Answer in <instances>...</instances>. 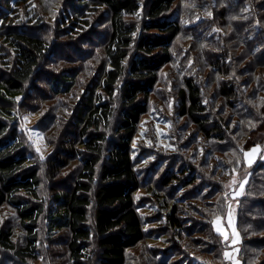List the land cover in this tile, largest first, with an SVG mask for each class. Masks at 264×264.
Listing matches in <instances>:
<instances>
[{"label":"trees","instance_id":"obj_1","mask_svg":"<svg viewBox=\"0 0 264 264\" xmlns=\"http://www.w3.org/2000/svg\"><path fill=\"white\" fill-rule=\"evenodd\" d=\"M27 1L0 0V209L8 205L15 210L26 236L25 245L20 246L13 239L12 227H1L0 249L22 261L36 258L38 229L46 219L47 230L60 237L57 245L66 252L68 263L125 264L128 251L149 231L137 200L138 192L146 189L143 205L155 207L157 203L165 210L161 235L170 242L162 252L153 247L154 256L147 257L151 264H172L171 259L178 264L182 254L177 239L183 230L190 237L195 233L204 236L199 245L207 244L202 248L208 251L200 255L216 253L224 264L223 253L229 244L215 231L214 221L228 213L230 183L215 169L209 172L206 165L190 162L188 172L193 168L196 173L187 179L183 177L186 172L182 177L164 172L169 170L166 159L148 170L139 168L141 163L134 155V140L160 71L172 61L173 47L182 35L181 24L168 20L179 0H37L35 8L32 3L25 7L31 18L22 26L19 8ZM248 3L252 21L241 27L253 26L262 39L255 40L258 48H249L245 41L238 57L249 61L246 73L238 71L240 76L257 68L264 70V12L261 16L259 12L264 11V0ZM141 9L144 21L129 18ZM247 38L249 35L244 40ZM210 61L213 71L231 76L233 71L223 68L220 61L213 57ZM259 90L256 87L247 94L232 83L218 89V98L239 118L237 133L247 136L240 148L243 155L237 160H243L239 174L247 166L246 152L261 148L244 195L236 200L242 264H256L262 255L257 264H264V100H260ZM178 97L181 118L208 139L226 144L232 118L220 114L214 119L196 81L185 79ZM23 111L39 113L38 124L53 147L45 171L52 182L48 207L37 201L41 171L29 164L22 141L7 123L16 122ZM218 158L226 167L233 166L221 155ZM175 183L180 189H193L192 199L197 203L213 200L206 206L209 209L197 213L203 218V230L198 226L187 229L191 222L181 216V205L175 199L180 190ZM147 216L146 221H155V215ZM190 244L193 248L196 243ZM58 255L63 259V253H55ZM147 258L143 263H149ZM198 263L214 264L199 256L192 260L187 254L180 257L179 264Z\"/></svg>","mask_w":264,"mask_h":264},{"label":"rangeland","instance_id":"obj_2","mask_svg":"<svg viewBox=\"0 0 264 264\" xmlns=\"http://www.w3.org/2000/svg\"><path fill=\"white\" fill-rule=\"evenodd\" d=\"M36 1L37 0H29L25 6L19 8V12L21 13V19L19 21L22 26H26L28 19L31 18V16L27 15L25 7H28V5L32 3L35 8ZM248 1L249 0L178 1L169 15L168 20L176 21L181 24L183 28L182 35L173 47L174 53L172 61L160 71L158 83L148 103V111L142 117L138 133L134 140V146L136 148L134 155L137 158V162L140 161L141 163V165L138 163L139 168L145 167L148 170L154 167L161 159H166L165 162L169 170H165L164 172L169 171L170 174L177 176H181L183 172H186L183 177L187 179L192 172L196 173L193 168H190L188 172V165H190V163L193 166L199 167L201 165H206L209 172L215 169L223 181H226L228 185L230 183L233 189L229 195L231 201H228V213L224 217L215 219L214 228L230 245L227 250L224 251L223 256L231 259L233 262L240 261L239 254L237 253V244L240 235L236 228V210L239 202H236V200L244 195L246 185L254 167L252 164L247 165L246 163L247 166L243 169L242 173L239 174L238 165L239 163H243V160H237L241 157V154L243 155V151L240 152V148L244 146L247 136H245L243 132L237 133L236 129L239 125V118L233 117V108L227 106L226 103H223L221 98H218V89L224 84L229 85V83H232L235 85L236 90L240 89L248 94L252 89L258 87L261 93L260 100H264V70L260 71V69L257 68L256 71L247 73L244 76L238 75L240 69H244L243 73L247 72L245 69H247L246 63H248L249 60L247 61L245 57H242V59L246 61L244 62L238 57L240 52L244 51L243 47L245 41L248 43L249 48H253L255 45L256 48H258V43L255 40L259 38L262 39V37L258 35L259 32L255 31L253 26H249L246 30L241 27L243 22L252 21V15L250 14L252 7ZM258 3L259 0H254V4ZM13 9H16V6H14ZM247 10L249 14L246 13ZM55 11L57 12V10ZM259 12L261 16L264 11L260 9ZM239 15L241 17H239ZM129 18L134 19L133 21H137V19L144 21L143 10L141 9L138 13ZM237 24L239 25L237 26ZM255 28H258V26ZM247 35H249V38L244 40ZM251 52L254 51L251 50ZM212 57L215 61H220L223 68H228L230 71H233L231 76L226 77L223 76L222 73L213 71L212 68L209 67ZM246 57L250 59L248 54ZM187 78L193 79L194 82L196 81L200 86L203 101L210 109V112L213 110L214 119H216V116H220V114L226 116L227 120L232 118L230 120L231 125L226 144L216 143L215 140L208 139L203 133L199 132L196 126L189 120L181 118L178 110L180 106L178 91L184 85V81ZM44 87L46 86L44 85ZM239 101L241 103L243 99ZM232 103L237 104L238 102L232 101ZM244 103L248 105L246 102ZM246 105L242 106L247 108ZM238 109L241 108L238 107ZM40 118L39 113L23 111L19 114L16 122L11 123L8 121L7 123L16 131L20 141H22L24 152L29 158V164L36 166L41 171V187L38 191L39 197L37 201L40 204L44 203L48 207L51 203L52 182L47 178V172L45 171L48 169L47 162L50 155L53 153V147L48 144L45 138V132L40 128V124H38ZM258 153H260V148H254L248 153L247 158L249 159V157H251L254 159ZM218 155H221L222 158H226L229 161L227 163L233 164V166L229 165L232 169L226 167L225 163L218 158ZM170 165H174L175 169ZM154 180L155 179H153V181ZM175 186L180 190L175 196V199L176 202L181 205V216H187L188 221L192 223V226H190L191 223H189L187 229L193 226L201 229V220L203 218L197 213L200 214L203 212V209H205L208 204H211L213 200L209 199L206 204L201 203V201L197 203V200L194 201L192 199L193 189L187 191L180 189L181 186L177 183H175ZM147 192L146 189L140 190L137 194V200L143 207L140 214L146 223L145 228L149 229V231L146 238L137 247L128 251L125 264H145L143 263L144 258L154 256V246L160 247L159 249L161 250L159 251L162 252L170 245V242H165L166 239H163L166 235H161L162 229H165L162 228L165 225V210L160 209L159 204H154V202L153 204L155 207H153V205L149 207L144 206L143 199ZM236 197L237 199H234ZM216 200L217 198L215 201ZM37 201L32 200V203H37ZM209 207L211 206L206 208L209 209ZM214 208L218 209V206H214ZM156 213H161V215ZM149 214L156 216L155 221H146L148 220L147 215ZM152 218L153 217H151V219ZM156 221L158 222L155 223ZM1 227H12L14 230L13 239L20 246L25 245V233L20 225L15 210L11 206L5 205L0 209V228ZM198 231L199 229L197 232ZM38 232L40 240L36 258L22 261L16 258L12 252L2 251L0 249V264H70L67 262L66 252H63L64 249L61 247L59 248V245H57L61 240L60 237H57L56 234L53 235L54 233L47 230L46 219H42L40 222ZM168 235L169 237L171 236L170 234ZM151 236H153L152 240ZM195 238H197V241H195ZM203 239L204 236H201L199 233H195L194 237H190L188 234H185L183 230L181 238L177 239L181 242L178 253L190 255L192 260L199 256L201 260L208 262L213 261L214 264H220V257L217 258L216 253H211L209 251L210 253L200 255L201 252L208 251L202 248L206 247L207 244L199 245L200 241L204 243ZM192 241L196 243L195 245L200 247L193 245V248H190V243ZM91 248H93V245H91ZM57 252L64 254L63 259L61 258L62 256H55ZM225 253H227V255H225ZM181 256H178V264L180 263ZM262 259L263 255L256 259V264L262 261ZM146 260H148V258ZM148 261V264H151V260ZM175 261L171 259L172 264H176ZM181 262L183 263V260H181Z\"/></svg>","mask_w":264,"mask_h":264},{"label":"crops","instance_id":"obj_3","mask_svg":"<svg viewBox=\"0 0 264 264\" xmlns=\"http://www.w3.org/2000/svg\"><path fill=\"white\" fill-rule=\"evenodd\" d=\"M259 147H256V149H258ZM254 149V148H253ZM250 152V151H249ZM249 152H246V154H245V162L247 163V165H251V164H253L257 159H258V156H259V154L260 153H258V155L256 156V158H254V159H252L251 157H249V159L247 158V155H248V153ZM260 152H261V148H260ZM232 189L233 188H231L230 187V191L232 192ZM240 192V191H239ZM239 192H237V193H239ZM232 197V196H231ZM234 199H237V197L236 198H234ZM229 244V243H228ZM239 245H240V238H239V242H238V244H237V247H238V249H237V253L239 254V251H240V249H239ZM230 246V245H229ZM225 259H229V258H225ZM235 264H242V262L241 261H235L234 262Z\"/></svg>","mask_w":264,"mask_h":264},{"label":"built area","instance_id":"obj_4","mask_svg":"<svg viewBox=\"0 0 264 264\" xmlns=\"http://www.w3.org/2000/svg\"><path fill=\"white\" fill-rule=\"evenodd\" d=\"M224 264H235L231 259H225Z\"/></svg>","mask_w":264,"mask_h":264},{"label":"snow or ice","instance_id":"obj_5","mask_svg":"<svg viewBox=\"0 0 264 264\" xmlns=\"http://www.w3.org/2000/svg\"><path fill=\"white\" fill-rule=\"evenodd\" d=\"M225 255H227V253H225Z\"/></svg>","mask_w":264,"mask_h":264}]
</instances>
